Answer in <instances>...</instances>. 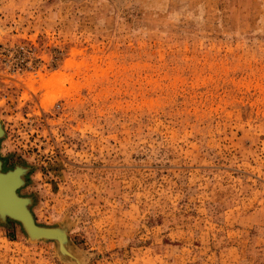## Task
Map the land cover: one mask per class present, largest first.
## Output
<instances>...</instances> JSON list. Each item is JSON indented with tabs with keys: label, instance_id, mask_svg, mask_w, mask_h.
Masks as SVG:
<instances>
[{
	"label": "rangeland",
	"instance_id": "rangeland-1",
	"mask_svg": "<svg viewBox=\"0 0 264 264\" xmlns=\"http://www.w3.org/2000/svg\"><path fill=\"white\" fill-rule=\"evenodd\" d=\"M0 125V264H264V0H0Z\"/></svg>",
	"mask_w": 264,
	"mask_h": 264
},
{
	"label": "water",
	"instance_id": "water-1",
	"mask_svg": "<svg viewBox=\"0 0 264 264\" xmlns=\"http://www.w3.org/2000/svg\"><path fill=\"white\" fill-rule=\"evenodd\" d=\"M3 135V130L0 125V138ZM17 168V167H16ZM0 180L8 182V193L11 197L9 201L4 198L3 192L0 190V220L11 219L20 224L25 234L30 239H55L59 242L60 251L66 255L69 253L64 250L63 243L66 240L62 231L53 228H45L38 226L33 219L29 210V199L21 197L17 191L23 185V174L21 175L14 168L13 170H3V163L0 159ZM15 200L20 204L15 206L11 202ZM21 208V209H20Z\"/></svg>",
	"mask_w": 264,
	"mask_h": 264
},
{
	"label": "bare ground",
	"instance_id": "bare-ground-1",
	"mask_svg": "<svg viewBox=\"0 0 264 264\" xmlns=\"http://www.w3.org/2000/svg\"><path fill=\"white\" fill-rule=\"evenodd\" d=\"M15 169H16V171L18 172V173H20L21 175L22 174H24V168H22V167H20V166H17V168L16 167H14ZM13 168V169H14ZM12 169V170H13ZM2 180H0V190L3 192V194H4V198L7 200V201H9V199H11V197H10V195H9V193H8V186H9V183L8 182H1ZM12 200V199H11ZM11 204L12 205H14V207L15 206H19L20 207V204H19V202L18 201H15V200H13L12 202H11ZM21 209V208H20ZM74 256V255H73ZM79 262V261H78Z\"/></svg>",
	"mask_w": 264,
	"mask_h": 264
}]
</instances>
